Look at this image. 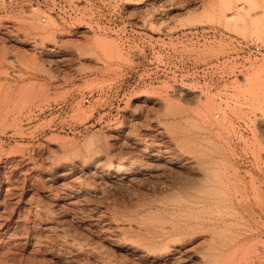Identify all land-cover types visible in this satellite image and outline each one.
<instances>
[{"label":"rangeland","instance_id":"rangeland-1","mask_svg":"<svg viewBox=\"0 0 264 264\" xmlns=\"http://www.w3.org/2000/svg\"><path fill=\"white\" fill-rule=\"evenodd\" d=\"M200 27L220 34L162 38ZM235 37L264 53V0H0V264H264V54L246 61ZM150 55L214 66L203 84L172 93L186 76L137 85ZM91 152L93 169L81 165ZM196 157L206 190L172 197L202 201V214L142 208L185 180L181 161ZM54 162L78 167L49 179ZM131 166L159 176L113 189L89 173ZM80 186L91 193L63 218ZM38 202L63 230L34 218ZM183 242L185 261L150 260ZM74 244L83 252L70 253Z\"/></svg>","mask_w":264,"mask_h":264},{"label":"bare ground","instance_id":"bare-ground-1","mask_svg":"<svg viewBox=\"0 0 264 264\" xmlns=\"http://www.w3.org/2000/svg\"><path fill=\"white\" fill-rule=\"evenodd\" d=\"M226 5L227 7H229L227 2L225 3L224 6L226 7ZM83 157L84 158H81V161H82L81 165L83 166L88 165L92 169L95 168L97 161L99 159L95 152H91L88 156H83ZM197 157L194 158L193 161H189V162L181 161L182 169L185 170V172H187L188 174L185 180L182 179L181 181H177L173 185H166L164 189L159 192L160 194L156 193L155 195H152L150 197L149 196L144 197L140 203L142 208L144 210H147L148 213H157V214H172V215L175 214V215H187V216H197L200 213L202 214L203 212H201V209H204L202 208L204 207L202 201L197 202L195 200L194 203H196V205H190L189 203L185 201H180L179 199H173L172 197L174 194H176V192L183 193L184 195L188 197H192L193 196L192 190L196 191L194 193H197V194H201V193L203 194L204 191L206 190L205 184L210 180V177H209L210 173L204 164L205 160L201 159L202 160L201 161L199 160V158L197 159ZM58 164L59 163H56V162H54V164L52 163L51 169H54V171H50V172L46 171V173L44 172L46 174L45 176L48 177L49 179L50 178L52 179L54 176L66 177L68 174L77 170V167H78L77 163H65L59 166ZM164 166L163 167L165 169L167 167V164H164ZM155 168H158V167H155ZM159 172H160L159 170L157 171L151 170L149 172H143L141 171V168L131 166L127 169H124L123 173L115 172L117 175L112 174V172H107V173L102 172L100 174H97L95 172H89V173H91V175H94L93 177L98 176L99 178H102L103 180H105L103 185H105L106 187H110L113 189H121V188H133L134 186L139 185V184H143V183L146 184V183L152 182L153 179L159 176ZM40 177L43 178L42 176ZM103 185L99 186L101 187L100 189L104 187ZM89 192L91 193V190L83 186H80V188L75 189L71 193L69 197L70 199L64 201V204H63L64 209L62 211L63 212L62 214H65V215H62V217L65 218L69 210L71 209L76 210L77 207L79 206L80 202L78 203V201L80 200V198L88 195ZM208 197H211V195L207 196V199H205L206 201L209 200ZM48 198L50 200L55 201L54 203L57 204L56 202H59V199L61 198V196L50 193L48 194ZM210 201H213V200H211L210 198ZM36 206L37 207L34 208V211H32L34 213L32 215L35 216L34 218L39 217L41 220H43L44 228H46V230H54V231L56 230L57 231V230H63L65 228V222L63 218L56 217V215H54V212L49 210L41 202H38ZM189 226L187 227L192 228V229L193 228L198 229V227H201L199 225H195V226L189 225ZM195 240L196 238L194 239L191 238L187 242L192 243V241H195ZM67 248L68 247H65V249ZM68 250H70V253H74L77 255L83 252L82 248L78 246L77 244H74L73 246H69ZM189 251L190 249H188V247L187 248L185 247L184 242L181 244L168 245L165 249L161 250L158 253V255L156 256L157 258H154L153 260L150 259V260L152 262H156L157 259H163L166 257L174 262H181V261L186 260V257L182 258V254L183 255L187 254ZM143 256H146L147 258L150 257L146 253H143ZM182 259H185V260H182ZM100 264H105V263H100Z\"/></svg>","mask_w":264,"mask_h":264},{"label":"built area","instance_id":"built-area-1","mask_svg":"<svg viewBox=\"0 0 264 264\" xmlns=\"http://www.w3.org/2000/svg\"><path fill=\"white\" fill-rule=\"evenodd\" d=\"M220 32L213 30L211 28H188L185 30L177 31L173 34H167L168 36L162 37L163 39H172V41H189L198 40L206 37H217ZM168 37V38H167ZM237 47L240 48V53L243 59L246 61H256V59H261L263 57V49L256 42L255 39H243L236 38L234 40ZM162 61H158L153 55H150L145 60L144 66L139 67L137 70H142L140 72H135L139 75V80L137 85L144 86L155 81L157 77H180L182 82L175 83L170 82L173 89L170 92L174 93L184 88L189 90L194 84L201 85L205 82L206 72H210L214 65L201 64L195 65L193 63L182 64H172L170 62H165L163 58ZM133 73V72H132Z\"/></svg>","mask_w":264,"mask_h":264}]
</instances>
